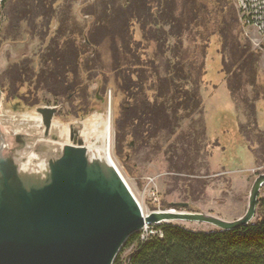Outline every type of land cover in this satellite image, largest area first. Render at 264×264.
I'll return each instance as SVG.
<instances>
[{
    "label": "trees",
    "instance_id": "1",
    "mask_svg": "<svg viewBox=\"0 0 264 264\" xmlns=\"http://www.w3.org/2000/svg\"><path fill=\"white\" fill-rule=\"evenodd\" d=\"M12 1L0 27V49L8 41L38 48L30 57L25 48L0 74L7 101L33 107L41 105L42 93L62 104L79 97L84 107L75 117L84 116L92 82L105 91L112 81L122 99L118 137L130 136L139 149L166 141L170 168L189 171L203 131L183 127L200 122L195 118L203 110L207 54L216 41L219 74L236 108H244L246 122L238 125L244 151L254 155L252 147L264 144L256 118V105L264 101L262 54L242 37L231 1L96 0L83 11L92 18L89 30L75 23L72 0ZM10 2L4 0L0 10ZM150 229L154 234L146 239L141 232L132 235L113 264H264V198L254 221L239 230L194 232L174 224Z\"/></svg>",
    "mask_w": 264,
    "mask_h": 264
},
{
    "label": "water",
    "instance_id": "2",
    "mask_svg": "<svg viewBox=\"0 0 264 264\" xmlns=\"http://www.w3.org/2000/svg\"><path fill=\"white\" fill-rule=\"evenodd\" d=\"M7 101L0 90V264H113L127 240L147 227L177 222L218 231L248 226L264 174L254 181L246 213L233 222L173 211L143 215L109 158L98 119L63 128L58 107Z\"/></svg>",
    "mask_w": 264,
    "mask_h": 264
},
{
    "label": "rangeland",
    "instance_id": "3",
    "mask_svg": "<svg viewBox=\"0 0 264 264\" xmlns=\"http://www.w3.org/2000/svg\"><path fill=\"white\" fill-rule=\"evenodd\" d=\"M3 1L0 0V7ZM229 1L234 4L240 23L235 0ZM95 2L96 0L68 2L71 4V14L75 23L85 30H89L92 18L83 11ZM12 5L11 0L5 11L0 10L2 29L6 26ZM239 25L241 35L249 42L251 49L262 54L259 64V83H264V47L262 46L264 36L259 37L256 35V30ZM57 26L56 23L53 24L52 29ZM216 44L217 42L214 41L207 54L208 75L201 86L203 110L202 114L195 118L196 122L198 120L200 122L198 124L187 122L183 127L184 130L191 127L197 132L203 131L201 148L192 170L174 172L170 168L172 155L167 154L166 141L153 149H139L130 136L118 137L116 121L120 116L122 99L120 95L115 94L112 81L105 91L98 83L92 82L87 89L89 100L85 105L87 114L84 116L75 117V112L84 107V100L79 97H74L68 104H62L45 93L40 95L41 105L25 106L22 114L34 116V110L27 108L58 107L54 122L63 128L75 122L86 125L93 119H98L103 129L108 124L109 158L144 216L173 211L174 205L187 204L188 208L181 209L182 213L205 214L225 222H233L246 213L251 187L257 177L264 174V144H255L252 147L255 151L254 155L244 151V143L238 135V125L246 122L243 115L244 108L240 106L236 108L222 80V75L219 74L220 57L217 54ZM23 45L19 46L10 41L4 43L0 49V74L8 65L19 59L25 48L27 49L25 53L29 57L38 48L36 47L38 45L32 42H29L27 47ZM259 45L263 47L262 50L258 49ZM256 111L258 130L264 133V101L257 103ZM258 197L264 198V187ZM173 224L194 232L218 231L207 224L184 222ZM150 228L141 231L144 239L151 236L150 233H154Z\"/></svg>",
    "mask_w": 264,
    "mask_h": 264
},
{
    "label": "built area",
    "instance_id": "4",
    "mask_svg": "<svg viewBox=\"0 0 264 264\" xmlns=\"http://www.w3.org/2000/svg\"><path fill=\"white\" fill-rule=\"evenodd\" d=\"M240 14L241 26L256 30V35L264 36V0H235ZM262 45V44H261ZM264 47V45H262ZM259 45V50L263 47ZM150 228V227H147ZM151 235L154 233H150ZM142 239L143 236H142Z\"/></svg>",
    "mask_w": 264,
    "mask_h": 264
},
{
    "label": "bare ground",
    "instance_id": "5",
    "mask_svg": "<svg viewBox=\"0 0 264 264\" xmlns=\"http://www.w3.org/2000/svg\"><path fill=\"white\" fill-rule=\"evenodd\" d=\"M104 138L107 139V140H109V125L108 124H106V130H105V136H104Z\"/></svg>",
    "mask_w": 264,
    "mask_h": 264
}]
</instances>
